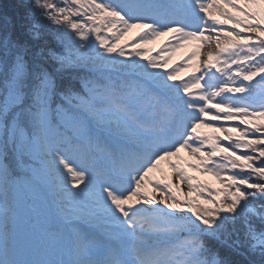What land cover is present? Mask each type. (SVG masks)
I'll list each match as a JSON object with an SVG mask.
<instances>
[{"label":"snow or ice","instance_id":"snow-or-ice-1","mask_svg":"<svg viewBox=\"0 0 264 264\" xmlns=\"http://www.w3.org/2000/svg\"><path fill=\"white\" fill-rule=\"evenodd\" d=\"M0 264H264V0H0Z\"/></svg>","mask_w":264,"mask_h":264},{"label":"rangeland","instance_id":"rangeland-1","mask_svg":"<svg viewBox=\"0 0 264 264\" xmlns=\"http://www.w3.org/2000/svg\"><path fill=\"white\" fill-rule=\"evenodd\" d=\"M150 45L153 46V44L151 43V44H149V45H146L145 48H144V49H146L148 52L151 51V48H149ZM154 47H156V46H154ZM154 47H152V51L155 49ZM198 48H199V45H198L197 42H193V43H191V44L186 45L184 49H182V50L176 52V53L172 56L171 61L169 62V66H172V65L175 66V65L181 64V63H182V62H183V61H184V60H185V59H186V58H187V57H188L193 51H197ZM166 51H167V50H166ZM201 51H202V50H201ZM150 53L154 54V52H150ZM201 58H202V57H197L196 60H191V61H189V62H188V65H186V67H188V66H190V65H195V64L199 61V59H201ZM234 67H235V66H234ZM192 70H193V69H192L191 67H189V71H188V72H183V73H181V76H182V77H187V76H189ZM258 78H259V77H257V79H258ZM217 123H219V122H217ZM229 123H236V122H229ZM201 131L206 132V133H208V134H210V135L213 134V133H211L208 129H202ZM182 156H183L185 159H187V153H182ZM162 167L164 168L165 172L170 173V170L167 168V165H166V164H165V165H162ZM194 174L197 175V176H199L201 181H206V182H208L209 184H211L213 187H218V186H219L214 180H212L211 177L200 176L199 173H194Z\"/></svg>","mask_w":264,"mask_h":264},{"label":"trees","instance_id":"trees-1","mask_svg":"<svg viewBox=\"0 0 264 264\" xmlns=\"http://www.w3.org/2000/svg\"><path fill=\"white\" fill-rule=\"evenodd\" d=\"M13 3H15V0H3V8L7 9L10 7V5H12ZM136 31H139V30H134L132 33H130L127 37H125L124 41H122V44H125V43H128L130 41H132L133 37L136 35ZM169 41V37L165 36V37H161L159 39H157L156 41H154L152 45H150L149 48H151V51L150 52H154V54L148 52L146 49H142V51H145L146 54L148 56H157L158 54H160V50L163 46L166 45V43ZM156 46V47H154ZM152 47H154L155 49L152 51ZM131 49H126V51H130ZM167 49L165 48V51ZM173 66H169V68H171Z\"/></svg>","mask_w":264,"mask_h":264},{"label":"bare ground","instance_id":"bare-ground-1","mask_svg":"<svg viewBox=\"0 0 264 264\" xmlns=\"http://www.w3.org/2000/svg\"><path fill=\"white\" fill-rule=\"evenodd\" d=\"M230 26V25H229ZM203 51V50H202Z\"/></svg>","mask_w":264,"mask_h":264}]
</instances>
